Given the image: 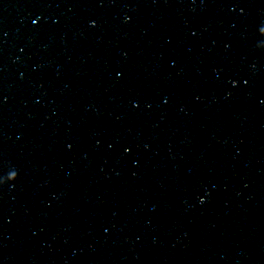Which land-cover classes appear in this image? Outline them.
I'll return each instance as SVG.
<instances>
[{
  "label": "water",
  "instance_id": "95a60500",
  "mask_svg": "<svg viewBox=\"0 0 264 264\" xmlns=\"http://www.w3.org/2000/svg\"><path fill=\"white\" fill-rule=\"evenodd\" d=\"M0 264H264V0H0Z\"/></svg>",
  "mask_w": 264,
  "mask_h": 264
}]
</instances>
